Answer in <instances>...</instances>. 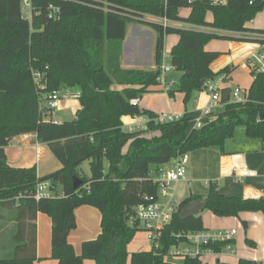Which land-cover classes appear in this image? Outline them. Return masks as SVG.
<instances>
[{"label": "trees", "instance_id": "1", "mask_svg": "<svg viewBox=\"0 0 264 264\" xmlns=\"http://www.w3.org/2000/svg\"><path fill=\"white\" fill-rule=\"evenodd\" d=\"M28 1L30 12L26 16L23 0H0V237L7 230L11 234L0 243V264H33L37 260L35 222L40 213L51 220V259L56 264H83L84 260L127 264L126 245L140 225L134 220V209L158 199V187L151 180L154 172L185 153L201 149L224 153L225 143L233 139L239 127L247 139H256L264 147V121L259 120L264 114V73L250 72L253 81L246 102H223L199 129L193 127L187 113L179 121L155 123L154 112L132 101L160 85V71L121 68L126 26L144 23L156 32V65L162 58L165 36H178L169 58L180 76L178 85L167 95L178 92L186 104L205 90L207 80L229 77L237 67L227 66L217 73L211 70L221 53L205 47L220 38L216 33L170 25L163 28L142 17L166 18L212 31L249 33L255 37L247 40L263 44L264 30L250 29L247 23L263 11L264 0H228L223 6H191L183 0ZM182 8L189 9L187 17H179ZM36 71L43 75L42 89L35 87L32 74ZM62 87L78 95L76 122L44 119L41 96ZM123 117H144L149 122L145 130L129 133L123 127ZM26 134H33L37 143L46 145L61 168L37 177L35 167H10L4 148ZM85 162L88 177L80 169ZM75 180L80 183L77 187ZM39 182L51 184L55 196L35 201ZM198 200H204V209L218 219L261 213L264 221V197H228L210 184L205 197H188L178 203L171 223L160 233L158 253H134L128 264H207L198 258L174 262L165 257L176 245L174 234L205 229L200 214L187 220L179 216L187 203ZM82 206H90L101 215L100 234L82 243L77 255L68 244V236L76 227L74 211ZM242 226L246 227V222ZM209 247L219 252L223 245ZM236 264L260 263L238 259Z\"/></svg>", "mask_w": 264, "mask_h": 264}, {"label": "crops", "instance_id": "2", "mask_svg": "<svg viewBox=\"0 0 264 264\" xmlns=\"http://www.w3.org/2000/svg\"><path fill=\"white\" fill-rule=\"evenodd\" d=\"M179 14V13H178ZM188 12L185 16L180 15L179 17H187ZM257 16L250 22L247 23V27L257 31L264 30V9L262 12L256 14ZM154 18V17H153ZM158 19V18H155ZM211 20V19H209ZM187 27H194L186 23H181ZM180 23L170 22V26L174 28H179ZM183 29V28H181ZM195 31L201 30L202 27H194ZM205 30H209L203 28ZM193 30V29H188ZM209 32V31H206ZM227 33V32H225ZM126 35V28H125ZM231 35V36H230ZM242 38L247 40L253 39L255 36L251 34H236L229 33V38ZM177 43V42H176ZM175 43V44H176ZM174 44V45H175ZM259 44L253 41H237L231 40L227 44V51L225 54L221 55L213 62L211 65V70L214 73H217L221 69L227 66L237 67L232 74L227 77L226 82L223 85L225 92H232L229 87L233 84V89L235 87H240L239 83L236 81L235 75L237 70L243 66L245 68V60L258 50L257 46ZM123 55L120 60V66L123 69L134 70L140 69L145 70L146 67H143L145 63L144 57L142 56L143 51L139 47L137 42L133 44L129 43V37L126 35L125 40L122 44ZM147 66H150L151 56L150 48L147 49ZM151 70H155L151 68ZM150 71V70H149ZM247 71V70H246ZM249 81L243 87L246 91L250 86L252 77L250 72ZM169 73V72H168ZM180 76V75H179ZM234 80L236 82H234ZM167 77L165 82H167ZM172 82L175 83V80L172 79ZM176 85V83H175ZM172 85L171 87L175 86ZM162 87L161 85H159ZM170 87V88H171ZM121 87H117V89ZM241 88V87H240ZM155 87L152 88L154 91ZM232 89V90H233ZM67 90H64L61 95L64 94ZM151 91V92H152ZM70 92V90H69ZM162 93L167 96L163 92ZM149 94V93H148ZM182 95V94H181ZM229 96V95H228ZM143 97V96H142ZM142 97L136 101L138 105L142 101ZM195 100L193 102V111L189 113L192 119L199 116L201 108L207 105L209 98L206 92H200L195 94ZM183 101V95H182ZM74 99H65L61 100V105L65 104L69 106L73 103ZM71 101V102H70ZM73 107V118L77 109H79V102ZM154 112L152 109L150 110ZM155 113V112H154ZM174 113V112H171ZM187 113L177 112V114ZM156 115L161 113H155ZM176 114V113H174ZM188 114V113H187ZM144 117H123L122 123L123 127L139 124L140 129L136 131H142L146 129V121ZM17 140L20 142L17 143ZM15 144H8L4 148V153L6 155V162L10 167L13 168H31L35 167L37 170V177H42L54 173L56 170L60 169V164L55 163L54 160H51V153L48 150L47 146L36 142V136L33 134L21 135V137L13 139ZM23 144L22 149L19 146ZM42 146L46 147L47 153V163L49 164L48 168L42 167L41 161L44 153L42 152ZM127 147L125 148V151ZM30 152V153H29ZM27 154H31V159H25ZM50 154V156H49ZM52 159H54L52 157ZM54 161V162H53ZM59 164V165H58ZM186 175L183 181L179 182L175 191L181 186L184 188L185 192L188 193V197H205L208 192V187L210 184L216 186L219 193L228 197H240L243 199H259L264 197V147L260 141L256 139H247L245 136L244 130L241 128L237 135L233 139L225 143L224 153H220L218 150L211 149H201L189 153V158L186 163ZM172 161L169 164L162 166L158 171L168 170L172 166ZM188 192H187V191ZM174 191V193H175ZM185 193V194H186ZM185 198V199H186ZM183 199V200H185ZM179 203L177 200H175ZM74 216H76V227L73 231L70 232L68 236V244L74 249V252L77 255L81 254V245L82 243L96 239L100 234V223L101 215L96 211V209L88 206H82L74 211ZM36 257L37 260L33 264H56V261L51 259L50 240H51V220L45 214L36 215ZM214 218L203 222L205 229L209 230H220V229H234L237 230L236 238L233 242L234 244V253L233 254H220L217 256L207 255L204 256L206 259L215 261V264L225 263V264H236L238 259L256 261L260 264H264V221L263 215L261 213H245L242 214L239 219L233 218ZM246 222V227L242 226V222ZM10 226V225H9ZM11 236L10 232H5L1 238L6 241ZM246 240L254 244L253 247L246 244ZM202 258V259H204ZM201 259V261H202ZM83 261V264H85ZM89 261V260H87ZM205 262V261H204ZM89 264H95L93 260L88 262Z\"/></svg>", "mask_w": 264, "mask_h": 264}, {"label": "built area", "instance_id": "3", "mask_svg": "<svg viewBox=\"0 0 264 264\" xmlns=\"http://www.w3.org/2000/svg\"><path fill=\"white\" fill-rule=\"evenodd\" d=\"M187 4L193 6L197 4L206 5H219L223 6L227 4L228 0H183ZM23 12L28 16L30 12V5L28 0H23L22 3ZM163 28L170 25V22L165 19H159ZM258 50L251 54L247 60H245V68L249 72L264 73V43L257 46ZM163 57L161 58L162 61ZM160 75L158 82L163 87V92L167 94L172 85L175 83L165 82V75L174 70L172 66H159ZM33 81L35 87L42 89L41 80L43 75L40 72H33ZM227 76L220 75L214 80H207L205 84V92L208 95L209 102L206 106L201 108L199 116L193 118L191 123L194 128L199 129L204 124L203 120L210 118L217 109L223 106L222 94L225 92L223 85L226 82ZM247 91L240 87H235L232 92L229 93V101L231 102H246ZM65 99H78L77 94L70 93L68 90L63 95L60 91H53L46 96H41L40 107L45 114V118H49L53 115L56 109L60 108L61 100ZM137 100L132 101L135 104ZM184 117L183 114H158L154 118L155 123L165 124L168 122L179 121ZM146 125L149 120H146ZM124 129L133 133L140 129L139 124L124 127ZM189 154L178 156L172 160V166L165 171H156L152 174L151 180L157 185L158 199L154 203L138 204L134 209V220L139 222L142 230L147 234V240L154 254L158 253L160 249V233L162 229L171 223L173 212L176 210L178 203L175 201L174 191L176 185L183 181L186 175V163L188 161ZM55 196L54 190H52L51 184L48 182H39L34 194V200L38 201L40 198H53ZM237 235V230L234 229H220L209 230L204 229L199 232L187 231V233L174 234L173 237L176 241V245L165 255L166 258L175 259H202L204 256L212 255L217 256L220 254H233L234 253V240ZM223 245L219 252H215L210 245Z\"/></svg>", "mask_w": 264, "mask_h": 264}, {"label": "rangeland", "instance_id": "4", "mask_svg": "<svg viewBox=\"0 0 264 264\" xmlns=\"http://www.w3.org/2000/svg\"><path fill=\"white\" fill-rule=\"evenodd\" d=\"M188 12L187 8H182L179 11L180 15L185 16ZM207 19L209 21V19H211L210 15H207ZM142 18H144V21L146 22H153V23H158L160 24V20L159 19H155L153 17H151L150 15H144ZM179 28H183V29H194V27H187L184 24L179 25ZM201 31H209L211 33H216L217 35L220 36V38L214 39L213 41H211L210 43H208V45H206L205 49L211 52H215L218 51L220 53H224L227 51V44L230 43L231 40H229V33H225V32H221V31H212V30H205V29H201ZM126 35L129 37V43L133 44L134 42H137L139 44V47L141 48V50L143 51L142 56L144 57V61L143 63L144 66L146 67L144 69H147V71L151 70V68L157 69L159 68V66L161 64H163L165 67L166 66H170V49L171 47L177 42L178 40V36L176 34H171V35H166L165 36V40H164V44H163V52H162V61H160V63L158 65H156L155 60H154V54H155V42H156V38H157V34L156 32L150 27L145 25L144 23H133L132 24H128L126 26ZM231 36V35H230ZM150 48V56H151V61H150V66H147V61L145 59H147V49ZM167 77V82L170 83L172 82V79L175 80L176 85H178V79H179V73H177L176 71L172 70L169 73H167L165 75V78ZM236 81L239 83V86L241 88L245 87V85L248 83V79H249V74L248 72L244 69L243 66H241L235 75ZM234 80V82H236ZM233 84L232 86L229 87V89L232 91L233 89ZM66 90L63 87L60 88V93H63V91ZM205 92V91H203ZM70 93H73L70 90ZM74 94V93H73ZM194 96L191 97V99L185 104L182 101V95L178 92H174L172 97H169L168 95L165 96L162 93V87L158 86L155 87L154 91H152L149 94H145L142 97V101L140 102V107L142 109L148 110L150 111L151 109L155 112V113H161V114H167V113H171L174 112L177 114V112H184L186 111L188 114L190 112L193 111V102L195 100V98H193ZM77 99L73 100V103L69 106L63 104L61 105V107L59 109H56L53 112V115L51 117L52 121L55 122H70L71 120H74L73 118V107L75 105H77V102L75 101ZM71 102V101H70ZM46 120H50L49 118H44ZM207 121V118L205 120H203L202 123H205ZM241 127L237 128V132L235 135L238 134V132L240 131ZM229 141V140H228ZM20 141L17 140V143H19ZM23 144H21L19 146L20 149H22ZM42 152L44 153L41 164L42 167L48 168L49 164L47 163V153L45 155L46 152V147L42 146ZM30 153V152H29ZM31 154H27L25 159H31L30 158ZM50 156V154H49ZM54 160L55 163H58L55 159ZM53 161V162H54ZM59 165V164H58ZM105 166V165H104ZM81 172L83 174V176L88 177L90 174V170L88 167V163H82L80 166ZM187 191V190H186ZM188 192V191H187ZM184 188H181V186L175 191L174 193V197L175 200H177L179 203H181L182 201H184L183 199L186 198L187 194ZM97 211V210H96ZM98 212V211H97ZM99 213V212H98ZM200 216L202 217V220L204 223H207V221L211 220L213 217V214L211 212H209L207 209H203V211H201ZM100 223V221H99ZM132 221L128 222V225L132 226ZM0 243L2 244L4 241H6L5 239H2L0 237ZM127 247V254H128V259H127V264L129 261V257L130 255L134 254V253H139L142 251H150L151 247L149 245V242L147 240V234L144 230H142L141 226L139 225V229L138 232L136 233V235L133 237V239L126 245ZM1 253V252H0ZM3 254V253H1ZM179 259H175L172 258L171 261L177 262ZM202 261L206 262L207 264H215V261H211L210 259H202ZM89 261H85V264H89Z\"/></svg>", "mask_w": 264, "mask_h": 264}, {"label": "water", "instance_id": "5", "mask_svg": "<svg viewBox=\"0 0 264 264\" xmlns=\"http://www.w3.org/2000/svg\"><path fill=\"white\" fill-rule=\"evenodd\" d=\"M228 92H224L222 94V98H223V102H228L229 101V97H228ZM259 120L260 121H264V114H261L259 116ZM74 122H76L77 120L74 119ZM9 144H15L13 140H11L9 142ZM74 186L77 187L80 183L77 182L76 180L74 181ZM206 205V202L203 200H198V201H191L189 203L186 204V206L179 212V216L182 220H187V218L189 217H193V216H197L201 213V211H203L204 207Z\"/></svg>", "mask_w": 264, "mask_h": 264}]
</instances>
